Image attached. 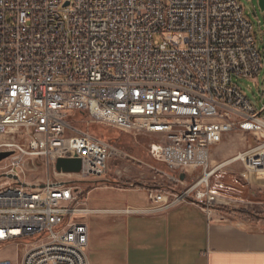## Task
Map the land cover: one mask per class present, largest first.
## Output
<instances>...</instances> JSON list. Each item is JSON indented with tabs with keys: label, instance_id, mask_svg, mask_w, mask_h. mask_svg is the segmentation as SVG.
I'll list each match as a JSON object with an SVG mask.
<instances>
[{
	"label": "built area",
	"instance_id": "obj_1",
	"mask_svg": "<svg viewBox=\"0 0 264 264\" xmlns=\"http://www.w3.org/2000/svg\"><path fill=\"white\" fill-rule=\"evenodd\" d=\"M263 68L239 0H0V137H11L0 153H12L0 162V250L37 238L16 264H90L77 184L128 154L86 123L153 138L150 156L171 175L157 173L170 183L148 190L145 213L193 204L210 214L232 190L222 169L264 172V108L234 82ZM235 132L254 147L215 170L213 149ZM38 158L54 170L78 158L82 171L32 184L26 170ZM191 171L203 177L179 192Z\"/></svg>",
	"mask_w": 264,
	"mask_h": 264
},
{
	"label": "crops",
	"instance_id": "obj_2",
	"mask_svg": "<svg viewBox=\"0 0 264 264\" xmlns=\"http://www.w3.org/2000/svg\"><path fill=\"white\" fill-rule=\"evenodd\" d=\"M249 180L264 186V172ZM148 190L99 184L83 197L90 264H264V219L193 204L149 214ZM134 193L142 196L138 205L129 203Z\"/></svg>",
	"mask_w": 264,
	"mask_h": 264
},
{
	"label": "rangeland",
	"instance_id": "obj_3",
	"mask_svg": "<svg viewBox=\"0 0 264 264\" xmlns=\"http://www.w3.org/2000/svg\"><path fill=\"white\" fill-rule=\"evenodd\" d=\"M244 8L245 15L252 23L255 29V35L259 49L264 56V12H262L258 6V0H239ZM157 40H162L161 37H157ZM234 82L239 86L244 95L250 100L253 107L257 111H261L264 108V68L258 78L255 80L239 79L235 78ZM90 132L96 133L98 136L110 140L122 148L128 158L125 160L115 158L109 164V171L103 177L107 178V181L96 182L99 178H92L89 181L78 183L80 198L87 194V192L96 187L99 184L102 185H114L121 188H142L151 189L159 188L170 183L169 178L165 179L158 177L157 173L162 171L171 175V173L161 164L155 162L149 153V145L153 141L150 136H135L127 134L114 129H110L98 125L82 124ZM20 135L16 136V140H19ZM1 141H10L11 137H0ZM254 138L241 132H235L225 136L223 142L215 147L212 152L211 166L215 167L225 162H229L232 158L236 157L239 153L249 151L254 147ZM48 166L45 159H34L27 166L26 176L32 184L44 183L49 178L55 180L65 181H77V177L70 175H55L53 167ZM223 184L230 187L232 190L228 191L226 198H222L221 203L216 207H224L227 210L223 211L229 213L232 216H245L250 219H264V186L253 184L249 180L251 174H257L260 172H248L245 165L241 162H236L228 165L222 169ZM102 177V178H103ZM203 174L201 172H189L187 183L185 185H173L179 192H183L187 187L193 185L198 179H201ZM235 179L238 180L236 184ZM95 181V182H94ZM117 181L115 183H112ZM218 180L214 177L211 180V184L217 183ZM142 198L140 194H131L132 205L140 204L139 201ZM244 211L247 214L239 213ZM37 238L33 240H22L20 245H11L8 248L0 250V260L2 257H8L9 260L18 261V259L24 253L25 245L33 243Z\"/></svg>",
	"mask_w": 264,
	"mask_h": 264
},
{
	"label": "water",
	"instance_id": "obj_4",
	"mask_svg": "<svg viewBox=\"0 0 264 264\" xmlns=\"http://www.w3.org/2000/svg\"><path fill=\"white\" fill-rule=\"evenodd\" d=\"M258 6L264 12V0H258ZM11 155V152L0 153V162L9 158ZM56 171L60 174H78L82 171V162L78 158L59 159L56 163ZM181 179H185L184 174L181 176Z\"/></svg>",
	"mask_w": 264,
	"mask_h": 264
},
{
	"label": "trees",
	"instance_id": "obj_5",
	"mask_svg": "<svg viewBox=\"0 0 264 264\" xmlns=\"http://www.w3.org/2000/svg\"><path fill=\"white\" fill-rule=\"evenodd\" d=\"M92 134H94V135H96V136H98L96 133H94V132H91ZM98 137H100V136H98ZM100 138H102V137H100ZM102 139H105V138H102ZM105 140H107V139H105ZM107 141H109V142H111V143H114V142H112V141H110V140H107ZM215 210H218V211H226L227 209L226 208H224V207H215ZM239 212V211H238ZM239 213H242V214H247L246 212H244V211H240Z\"/></svg>",
	"mask_w": 264,
	"mask_h": 264
},
{
	"label": "bare ground",
	"instance_id": "obj_6",
	"mask_svg": "<svg viewBox=\"0 0 264 264\" xmlns=\"http://www.w3.org/2000/svg\"><path fill=\"white\" fill-rule=\"evenodd\" d=\"M234 158H236V157H234ZM234 158H232L230 161H229V164L230 163H232V162H235L236 160H233ZM224 165V163L223 164H221V165H219L217 168H215V170H217V169H219V168H221V167H225V166H223ZM207 179V178H206ZM205 179V180H206ZM16 263H18V261H11V260H8V264H16Z\"/></svg>",
	"mask_w": 264,
	"mask_h": 264
}]
</instances>
